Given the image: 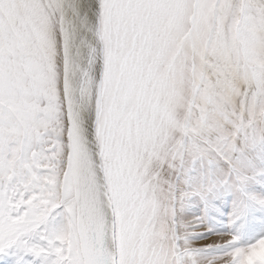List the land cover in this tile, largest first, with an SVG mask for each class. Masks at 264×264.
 <instances>
[{"label": "snow or ice", "instance_id": "obj_1", "mask_svg": "<svg viewBox=\"0 0 264 264\" xmlns=\"http://www.w3.org/2000/svg\"><path fill=\"white\" fill-rule=\"evenodd\" d=\"M0 264H264V0H0Z\"/></svg>", "mask_w": 264, "mask_h": 264}, {"label": "rangeland", "instance_id": "obj_2", "mask_svg": "<svg viewBox=\"0 0 264 264\" xmlns=\"http://www.w3.org/2000/svg\"><path fill=\"white\" fill-rule=\"evenodd\" d=\"M257 188L259 189V186L257 185ZM193 207H194V205H193Z\"/></svg>", "mask_w": 264, "mask_h": 264}]
</instances>
